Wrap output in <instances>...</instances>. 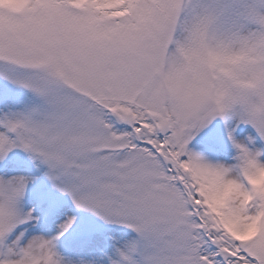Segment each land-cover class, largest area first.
Here are the masks:
<instances>
[{
  "label": "snow or ice",
  "instance_id": "snow-or-ice-1",
  "mask_svg": "<svg viewBox=\"0 0 264 264\" xmlns=\"http://www.w3.org/2000/svg\"><path fill=\"white\" fill-rule=\"evenodd\" d=\"M0 264H264V0H0Z\"/></svg>",
  "mask_w": 264,
  "mask_h": 264
}]
</instances>
